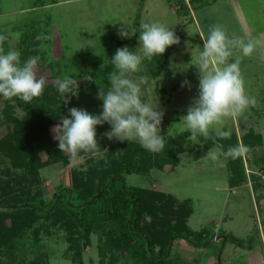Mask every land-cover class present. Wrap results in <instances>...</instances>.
Wrapping results in <instances>:
<instances>
[{"label":"rangeland","instance_id":"1","mask_svg":"<svg viewBox=\"0 0 264 264\" xmlns=\"http://www.w3.org/2000/svg\"><path fill=\"white\" fill-rule=\"evenodd\" d=\"M173 1L43 0V5H40L36 4V0H0V35L8 37L3 48L5 53L9 49L20 51L24 34L32 40H37V36L47 37L38 40L43 45V54L31 58L36 59L37 75H43L46 84L55 83L65 74L71 75L80 87L89 84L91 73L105 71L118 48L126 46L142 55L138 49L139 25L142 22L161 23L176 33L180 44L173 48L169 62L159 76L140 74L148 62L145 59L140 71L131 74V78L141 87L144 102L157 105L158 110L164 113L160 135L165 137V143L181 137L187 144H196L201 137L198 142L188 140L191 134L184 130L180 118L187 114V108L198 96L199 79L195 64L203 47L202 37L207 35L210 25L219 24L229 36L237 33L261 40L260 34L264 33V0H216L202 6L185 0L188 12L181 16L176 14ZM136 18L138 28L134 27ZM122 25L135 28L137 35L121 39L117 32ZM16 33L20 34L18 39ZM261 42V47L250 57L235 52L241 57L246 92L256 97L257 103L225 125V130L236 136L237 143L242 142L249 147L248 139L257 142L241 157L244 170L242 184L230 186L229 169L222 151L217 147H213L218 156L215 161L207 157L211 149L196 147L191 152L180 154L179 164L172 170L154 169L145 175L124 176L129 188L153 189L170 194L178 201L189 199L193 210L187 221L189 229L199 232L205 228L207 231L200 239L189 236V241L195 244L208 242L206 247H200L205 250H197L194 257L179 252L175 240L167 264H185L182 261L190 260L188 258L202 260L204 257L219 258L220 263L223 256L230 254L235 257L234 252L239 255L243 249L258 246L260 233L264 241V42ZM185 80L190 82L191 91L188 87H181ZM15 113L18 118L23 116L18 109ZM54 126L48 128V137L44 140L45 143L47 140L53 142L55 151L59 152L56 156L63 157L58 160L53 155L40 152L37 170L32 171L34 175L24 167L13 168L9 157L0 154V177L7 179L10 175L18 180L19 184L14 186L16 196L24 198L26 193H30L46 206L56 189L67 184L69 171L74 170L85 177L94 175L91 169L98 166L101 158L114 156L107 155L105 151L123 142L107 139L105 133L111 131L110 126L97 133V139L103 141L98 154L82 152L83 155L73 161L56 146L58 141L54 139ZM249 130L259 134L260 139L244 138ZM6 133L7 129L0 126V137ZM259 140L261 146L258 145ZM119 152L116 148L114 153ZM33 228L39 231L37 239L31 229L21 239L15 240L12 247L0 249V257L5 264H74L66 254L67 243L61 229L51 221L46 226L43 220ZM225 235L241 240V245L226 242ZM221 236L222 241L215 240ZM189 241L185 242L192 245ZM97 244L98 235L94 233L90 246L83 253L82 264H98Z\"/></svg>","mask_w":264,"mask_h":264},{"label":"trees","instance_id":"2","mask_svg":"<svg viewBox=\"0 0 264 264\" xmlns=\"http://www.w3.org/2000/svg\"><path fill=\"white\" fill-rule=\"evenodd\" d=\"M42 1L36 0V4L43 5ZM165 1L171 3L172 0ZM214 1L189 0V4L192 2L202 6ZM173 2L177 15L187 14L185 0ZM137 26L136 18L134 27ZM22 38L19 48L22 64L43 54L40 41L28 39L27 34ZM174 47H169L162 56L146 62L140 74L159 76L167 66ZM105 68L99 74L91 73L89 84L80 86L76 95H69L67 104L63 103L55 83L46 84L43 95L34 98L31 103L19 98L9 101L0 97V126L7 129L6 135L0 137V154L9 157L13 168L24 167L34 175L32 171L37 170V156L40 152L53 155L58 160L63 157L56 156L59 152L55 151L53 142L47 140L45 143L48 128L59 124L61 117L70 118L69 109L73 107L93 115L101 114L103 102L97 99L98 89L102 87L106 90L109 87L108 75L115 70L112 63ZM17 109L23 113L21 118L16 116ZM109 127L108 123L98 125L96 132L105 131ZM245 137L256 141L261 136L249 130ZM214 139L201 137L199 143L191 145L181 137H175L165 143L160 153H150L138 142L125 140L105 151L107 155L114 156L101 158L98 161L100 165L91 169L94 175L85 177L74 170L69 171L67 184L56 189L47 206L30 193H26L24 198L16 196L14 186L19 184L18 180L10 175L7 179L0 177V249L12 247L15 240L21 239L31 229L37 239L39 231L33 227L43 220L46 226L51 221L64 232L66 254L74 264H82L83 253L90 246L94 233L98 235V264H167L175 240L188 242L191 235L200 239L207 231L205 228L199 232L189 229L187 221L193 211L189 199L178 201L170 194L153 189L129 188L124 176L145 175L154 169L172 170L179 164L180 154L191 152L196 147H216ZM97 141L102 149L103 141ZM248 142L250 148H254L257 143L249 139ZM218 143L223 145L222 149L218 148L223 152L229 146H235L237 139L232 134L227 139L218 140ZM258 145L261 146L260 140ZM116 148L120 150L119 153H114ZM224 162L229 169L230 186L242 184L244 170L241 157L236 160L224 159ZM223 238L236 246L241 245V240L232 236L225 235ZM219 239L222 241V236ZM190 243L197 248L208 244ZM0 264H5L1 257Z\"/></svg>","mask_w":264,"mask_h":264},{"label":"clouds","instance_id":"3","mask_svg":"<svg viewBox=\"0 0 264 264\" xmlns=\"http://www.w3.org/2000/svg\"><path fill=\"white\" fill-rule=\"evenodd\" d=\"M138 49L141 54L121 47L116 50L111 63L114 71L109 73V87H99L97 99L103 102L102 112L93 115L86 110L70 108L68 117H61V122L52 129L58 148L69 155L70 160L79 158L81 152L96 155L100 151L96 128L108 123L111 131L106 132L108 140L135 141L150 153H160L165 148V137L160 135L164 113L158 106L144 102L141 87L131 74L141 69L146 59L162 56L169 47L180 44V38L173 30L161 23L142 22L139 25ZM16 33V38H19ZM121 39H131L137 35L135 28L125 25L117 32ZM8 39L0 35V97L12 101L13 98L31 103L34 98L43 95L47 83L43 75H37L36 59H28L21 63V53L3 48ZM47 37L37 36V40ZM203 47L200 48L195 66L198 69V96L187 108V114L180 118V124L191 135L188 140L198 142L199 137H214L217 148L220 139L230 137V130H225L228 120L236 119L249 107L257 103L256 97L246 92L245 80L241 71V57H250L261 47V40L237 33L231 36L219 24L210 25L207 35L202 37ZM43 46V45H41ZM187 47V43H186ZM55 87L64 104L68 103L69 95H76L79 84L71 75H63L55 81ZM181 87L191 84L185 80ZM250 151L242 142L229 146L221 154L224 159L236 160ZM208 158L218 159L216 148H211Z\"/></svg>","mask_w":264,"mask_h":264},{"label":"crops","instance_id":"4","mask_svg":"<svg viewBox=\"0 0 264 264\" xmlns=\"http://www.w3.org/2000/svg\"><path fill=\"white\" fill-rule=\"evenodd\" d=\"M262 37V41L264 42V33L260 34ZM264 47V46H263ZM193 212V211H192ZM191 216V215H190ZM260 244L256 247H252L249 249H243L240 251V254L237 255L234 252L235 257H232L230 254L223 256V258H220V263H219V258L216 260V258H206L204 257L202 260H197L193 258H188L190 260L187 261H182L185 264H264V241L262 237V233H260ZM220 238V237H219ZM216 238V241H219L220 239ZM177 247L176 249L179 250V252H182V254H189L191 257H194L193 255L196 253L197 250H201L205 248H197L193 245L187 244L185 241L177 240ZM176 244V243H175ZM173 247H171L172 250ZM170 251V248L168 250V253ZM171 253V251H170ZM168 261V260H167Z\"/></svg>","mask_w":264,"mask_h":264},{"label":"water","instance_id":"5","mask_svg":"<svg viewBox=\"0 0 264 264\" xmlns=\"http://www.w3.org/2000/svg\"><path fill=\"white\" fill-rule=\"evenodd\" d=\"M224 240V239H223Z\"/></svg>","mask_w":264,"mask_h":264}]
</instances>
